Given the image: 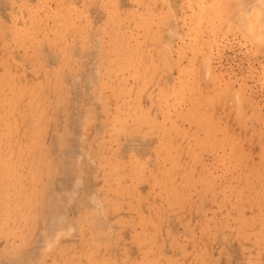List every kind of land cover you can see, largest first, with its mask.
<instances>
[{
	"label": "rangeland",
	"instance_id": "rangeland-1",
	"mask_svg": "<svg viewBox=\"0 0 264 264\" xmlns=\"http://www.w3.org/2000/svg\"><path fill=\"white\" fill-rule=\"evenodd\" d=\"M241 1L0 0V264H264Z\"/></svg>",
	"mask_w": 264,
	"mask_h": 264
},
{
	"label": "bare ground",
	"instance_id": "bare-ground-1",
	"mask_svg": "<svg viewBox=\"0 0 264 264\" xmlns=\"http://www.w3.org/2000/svg\"><path fill=\"white\" fill-rule=\"evenodd\" d=\"M242 1H243V0H242ZM242 1H241V2H242ZM257 1H258V0H257ZM237 2L239 3V1H237ZM243 2H244V1H243ZM259 2H260V1H259ZM259 2H258V3H259ZM244 3H245V2H244ZM251 4H252V3H251ZM254 4H255V3H254ZM242 5H243V3H242ZM255 5H257V4H255ZM259 5H260V4H259ZM248 6H249V5H248ZM238 7H239V6H238ZM257 7H259V6H257ZM230 8H231V7H230ZM236 8H237V6H236ZM241 8H242V7H241ZM243 8H244V7H243ZM243 8H242V9H243ZM247 8H248V7H247ZM255 8H256V7H255ZM262 8H263V6H262ZM258 9H259V8H258ZM263 9H264V8H263ZM237 10H238V9H236V11H237ZM239 10H240V8H239ZM243 10H244V9H243ZM261 10H262V9H261ZM234 11H235V10H234ZM240 11H241V10H240ZM240 11H239V12H240ZM262 12H264V11H262ZM259 14H260V12H259ZM262 14L264 15V13H262ZM256 15H257V14H256ZM259 17H261V16H259ZM263 18H264V16H263ZM262 21H263V20H262ZM262 23H263V22H262ZM263 26H264V25H263ZM260 31H261V30H260ZM260 38H261V36H260ZM262 39H264V37H263ZM258 40H259V39H258ZM262 42H263V41H262Z\"/></svg>",
	"mask_w": 264,
	"mask_h": 264
}]
</instances>
